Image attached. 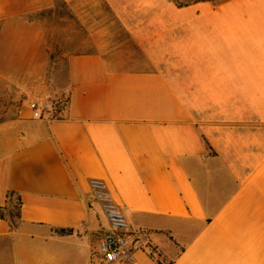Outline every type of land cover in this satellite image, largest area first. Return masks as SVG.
Instances as JSON below:
<instances>
[{"label":"crops","instance_id":"crops-1","mask_svg":"<svg viewBox=\"0 0 264 264\" xmlns=\"http://www.w3.org/2000/svg\"><path fill=\"white\" fill-rule=\"evenodd\" d=\"M101 1L139 57L72 55L63 118L0 124V209L20 199L0 264H89L107 228L92 179L166 262L264 264V0ZM49 5L0 0L1 77L46 70L29 16Z\"/></svg>","mask_w":264,"mask_h":264},{"label":"rangeland","instance_id":"rangeland-1","mask_svg":"<svg viewBox=\"0 0 264 264\" xmlns=\"http://www.w3.org/2000/svg\"><path fill=\"white\" fill-rule=\"evenodd\" d=\"M175 1L182 4L187 0ZM29 17L40 31V47L45 50L47 58L46 70L41 76L32 78L30 85H26L28 81L23 79L11 81L0 76V124L16 118L22 110L29 111L31 100L66 97L59 92L58 85L64 81L66 63L72 55L102 53L110 57L121 49L132 58L139 57L122 27L101 0H77L74 3L50 0L48 7ZM5 59L6 56L0 54V66L4 69ZM0 212L10 225H16V199H11Z\"/></svg>","mask_w":264,"mask_h":264},{"label":"built area","instance_id":"built-area-1","mask_svg":"<svg viewBox=\"0 0 264 264\" xmlns=\"http://www.w3.org/2000/svg\"><path fill=\"white\" fill-rule=\"evenodd\" d=\"M67 105L66 97L55 100L35 99L28 103V109L31 118L50 121L63 118ZM90 187L107 220V228L98 234L96 249L89 264H133L135 254L139 250H146L144 236L130 231L124 214L103 181L92 179Z\"/></svg>","mask_w":264,"mask_h":264},{"label":"trees","instance_id":"trees-1","mask_svg":"<svg viewBox=\"0 0 264 264\" xmlns=\"http://www.w3.org/2000/svg\"><path fill=\"white\" fill-rule=\"evenodd\" d=\"M13 196V194H9L8 195V199ZM17 203H18V214H19V208H20V199L17 198L16 199ZM1 211V209H0ZM0 218L1 219H4V216L1 214L0 212ZM72 231L71 230H64V229H60L58 230V233L59 234H68V233H71ZM146 251L148 253V255L151 257V258H154L156 259L157 263L158 264H172V262H166L162 257H161V254L159 252L156 251L155 248H153L150 244H147L146 245Z\"/></svg>","mask_w":264,"mask_h":264}]
</instances>
